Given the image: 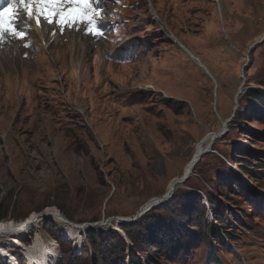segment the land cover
<instances>
[{
	"label": "rangeland",
	"instance_id": "rangeland-1",
	"mask_svg": "<svg viewBox=\"0 0 264 264\" xmlns=\"http://www.w3.org/2000/svg\"><path fill=\"white\" fill-rule=\"evenodd\" d=\"M150 1L133 0L127 12L124 41L139 53L127 65L105 58L124 44L84 53L77 38L75 48L70 39L68 48L60 41L41 49L35 64L10 65L14 48L0 51V213L8 209L0 223L20 225L52 209L75 228L79 239L69 242L47 217L10 235L25 244L43 237L51 255L40 264H130L132 256L157 264H264V175L243 174L236 158L264 164V111L256 105L248 116V89L264 92V40L257 43L264 0ZM152 9L211 77L159 30ZM209 135L217 136L209 152L159 203ZM209 196L236 232L229 251L198 236L205 222L212 235L221 232ZM153 218L160 225L151 228ZM182 233L184 249L172 253L166 243ZM4 238L1 249L16 264L18 245Z\"/></svg>",
	"mask_w": 264,
	"mask_h": 264
},
{
	"label": "snow or ice",
	"instance_id": "snow-or-ice-1",
	"mask_svg": "<svg viewBox=\"0 0 264 264\" xmlns=\"http://www.w3.org/2000/svg\"><path fill=\"white\" fill-rule=\"evenodd\" d=\"M96 3H101V0H96ZM20 15H24L28 22H34L37 27L42 22L55 25L61 33L65 28L75 27L79 30L84 26L86 34L95 37L103 35L104 26L97 23L100 12L93 7L92 0H6L0 6V43L5 41L6 35L25 39L29 24L18 23ZM28 46L25 44V47Z\"/></svg>",
	"mask_w": 264,
	"mask_h": 264
},
{
	"label": "bare ground",
	"instance_id": "bare-ground-1",
	"mask_svg": "<svg viewBox=\"0 0 264 264\" xmlns=\"http://www.w3.org/2000/svg\"><path fill=\"white\" fill-rule=\"evenodd\" d=\"M149 2H151L150 0H148ZM217 2H219V0H217ZM151 15H152V19H154V20H156V22L159 24V30L160 31H162L163 33H164V35L167 37V38H169L172 42H175L176 44H179L177 41H176V38L173 36V34L172 33H170V31H168V27L165 25V24H161L160 23V18H159V16L154 12V10L152 9L151 10ZM35 30V33H36V35L38 36V38H39V40H40V42L41 43H43V45H45L46 46V40H45V38H44V35H45V31H48V29L44 26V25H42V27L39 29V30H37V29H34ZM70 42H71V44H72V47L73 48H75V46H76V44H75V42L71 39L70 40ZM85 46V45H84ZM180 46H182L181 44H179V48L188 56V58L191 60V61H193L195 64H196V66L197 67H199L200 69H202V67L200 66V62H198L197 61V59H196V57L195 56H193L186 48H184V47H180ZM67 47V46H66ZM83 51H84V49H83ZM189 52V53H187V52ZM12 53L14 54V56H8V55H6V57L8 58V60H9V63H10V65H13V64H20V63H27V61H23V60H20V59H18L17 57H16V55H17V52H16V50L14 49L13 51H12ZM11 57H13L14 58V60H11ZM75 55L73 56V61L74 62H76L77 60H79L80 58H76L75 59ZM12 61H13V63H12ZM200 63V64H199ZM2 64V63H1ZM123 65H127V64H123ZM202 65V64H201ZM5 66H9V65H5ZM203 66V65H202ZM82 67V66H81ZM203 70V69H202ZM204 71V70H203ZM205 72V71H204ZM148 89H154V87L153 86H151V87H147ZM222 127H224L223 129H225V124H223V126ZM217 136H215V135H209L208 137H206L205 139H204V141H202L201 143H199L198 145H196V147H195V150H194V153H193V155H192V157H191V159H190V161L186 164V166H185V168H184V173H183V176H181V177H178V178H176V179H173L170 183H169V185H168V187H167V190H166V192H165V194H164V196L162 197V198H160V202L159 203H162V202H164V201H166V200H168L171 196H172V194L174 193V191H175V189L178 187V186H180V184H182V179L184 178V177H188V176H190V174H191V172H192V170H193V167L195 166V164H196V160L200 157V156H202L203 154H207L206 153V151H207V149H208V147H209V145H210V143L211 142H213V140H215V138H216ZM211 146H212V143H211ZM210 146V147H211ZM210 149V148H209ZM203 153V154H202ZM202 154V155H201ZM183 177V178H182ZM158 201H159V199H154V200H152V201H150V202H148V207H146L145 208V210L146 209H148V208H150L152 205H156V203H158ZM47 217H55V219H56V224L59 226V228H60V230L62 229L63 230V233H64V236L68 239V240H70V241H72V242H75V239H79V236L78 235H76V231H75V228H73V227H71V226H69V224H67L66 222V220L64 219V218H62L61 216H60V214L56 211V210H52V209H47V210H45V211H43V212H41V213H38V214H35V215H32L29 219H27L25 222H23L22 224H20V225H10V224H8V223H0V226H2V229H0V239L1 238H9V237H11L10 238V242H11V244L13 245H15V244H17L18 246V251H20V252H25L26 253V255L28 256V258H29V264H33L32 263V260H36L39 264L40 263H44V261H45V258H44V246L46 245V243L44 242V238L42 239L41 238V236L40 235H38V234H36L35 236V239H33V244L32 245H30L29 247L28 246H26V245H23V243H20L19 241V238H17V237H14V236H10V235H12V234H15V233H20V234H22V233H24V232H27V231H29L30 229H32V227H33V223H38L39 222V220L41 221L42 219H44V218H47ZM32 223V224H31ZM40 224H41V222H40ZM32 226V227H31ZM61 226V227H60ZM35 228H36V226H35ZM61 230V231H62ZM23 235V234H22ZM19 237V236H18ZM4 238V239H5ZM3 242V241H2ZM79 243V242H78ZM43 244V245H42ZM42 246V247H41ZM2 247L0 246V253L4 256V257H6V259L8 258V262H10L9 261V259H11V256H8V255H6V252H4L3 251V249H1ZM12 249V248H11ZM49 249V248H48ZM8 253V252H7ZM10 255V254H9ZM12 255V254H11ZM28 258H27V262H28ZM31 258V259H30ZM2 260V259H1ZM11 263V262H10ZM46 264V263H45Z\"/></svg>",
	"mask_w": 264,
	"mask_h": 264
},
{
	"label": "trees",
	"instance_id": "trees-1",
	"mask_svg": "<svg viewBox=\"0 0 264 264\" xmlns=\"http://www.w3.org/2000/svg\"><path fill=\"white\" fill-rule=\"evenodd\" d=\"M248 90H249L248 96L253 101V105L251 106L250 110L248 111V116H249V114L252 113L253 110H255V107L257 109L256 105H258L259 108L264 111V92L257 90V89H248ZM163 102L166 106H168L169 108H172L169 105L170 99L165 100ZM237 150L235 151V155L238 154ZM236 158L238 161L237 163L239 164V169L242 170L243 174H246L247 176H249L253 179L261 180V178L264 175V164L263 163H253L251 161L242 160L240 157H236ZM221 186H220V188H221ZM207 203H208L209 208L211 209L212 213L215 214L214 222L216 225L215 226L213 225V226L214 227L219 226L221 228V232H219L218 236L212 235L213 233H211V228H210V227H212L211 223L205 222L204 226L199 231L198 236L202 241H204L205 245H210V243L213 239L214 243L217 244L221 248L222 251H229L230 250V244L232 242L237 241L236 232L229 229V227L226 225V221L228 220V217L225 215V213H218L217 210L214 209V199L211 196L207 197ZM41 210H42V207L40 210H38V212ZM7 217H8V209H5L4 212L0 213V221L6 219ZM152 221L149 225V226H151V228L153 227L152 225H155V223H156L155 221H158V226L160 225L159 220H156L153 218ZM234 222L238 226L242 225V223L238 220H236ZM170 224H171V222H170ZM173 227H174V225H173ZM175 235H177V234H175ZM125 237L129 240L131 238L130 235L128 234V232H125ZM182 237H184V233L180 234L179 239H177L176 241H175V239H173V236L170 237L169 241L166 243L167 249H170L172 253H178V252H180L179 251L180 249H184L183 248L184 245H182L180 243V240ZM130 243L134 244L133 242H130ZM121 246H122V244H121ZM208 251L211 253L210 260L218 261V258L216 256H214L213 249L211 246H209ZM129 260H130V264H157L155 262L156 260L150 259V258H147L142 262L139 257L132 256V257H129ZM95 263H96V261H95ZM217 264H220V263L217 262Z\"/></svg>",
	"mask_w": 264,
	"mask_h": 264
},
{
	"label": "water",
	"instance_id": "water-1",
	"mask_svg": "<svg viewBox=\"0 0 264 264\" xmlns=\"http://www.w3.org/2000/svg\"><path fill=\"white\" fill-rule=\"evenodd\" d=\"M264 38V34L262 35V37H261V39L259 40V42H261V40ZM209 152V149H207V151H206V153H208ZM201 157V156H200ZM200 157L195 161V162H197L199 159H200ZM183 178V177H182ZM187 176L186 177H184L183 179H182V183L184 182V181H186L187 180Z\"/></svg>",
	"mask_w": 264,
	"mask_h": 264
}]
</instances>
